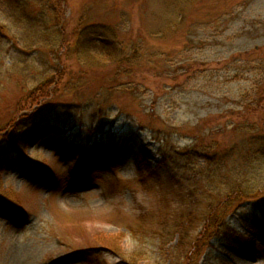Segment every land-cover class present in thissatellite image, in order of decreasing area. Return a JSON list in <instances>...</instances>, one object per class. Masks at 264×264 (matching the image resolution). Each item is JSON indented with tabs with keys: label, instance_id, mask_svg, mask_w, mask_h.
I'll return each instance as SVG.
<instances>
[{
	"label": "rangeland",
	"instance_id": "obj_1",
	"mask_svg": "<svg viewBox=\"0 0 264 264\" xmlns=\"http://www.w3.org/2000/svg\"><path fill=\"white\" fill-rule=\"evenodd\" d=\"M163 139L256 198L198 264H264V0H0V264H169Z\"/></svg>",
	"mask_w": 264,
	"mask_h": 264
},
{
	"label": "trees",
	"instance_id": "obj_2",
	"mask_svg": "<svg viewBox=\"0 0 264 264\" xmlns=\"http://www.w3.org/2000/svg\"><path fill=\"white\" fill-rule=\"evenodd\" d=\"M96 33L97 32H94V34ZM90 41H82L81 45L84 43L85 48H89L91 46ZM114 53L112 51L111 53L107 52V57H110L112 60H114V57L118 56V54ZM36 91H42V84L41 87H39ZM35 102V104H30V106L26 108L27 113L24 116L28 117H24L20 121L19 125L29 124L26 122V120H29L28 122L33 124L31 123V121H34L32 117L37 116L40 111L46 108L45 103L39 105L37 101ZM11 124L12 122H10L8 126H11ZM163 142L164 139L161 141V151H164L161 153V161L159 162L158 166L168 167L170 172H173L174 174L176 171H178V169L183 172H188L190 177L187 178V181L190 182V185L186 186L187 188H181L183 187V184L180 178L175 177L176 175H172L167 180V184L169 185L167 186L168 191L173 192L175 197L179 199L180 207L175 211V214L172 216L173 218L169 221V227H166V225L163 224L161 230H151V235L154 239H157V241L160 242L159 244L161 247L165 246L168 240H172L174 237L181 239L173 247H169L167 249L168 255H170V258L172 259V261H169V264H198L202 258V255H204L208 248L210 250V248L215 247L216 244L223 241V239H226V236L229 235L228 233L230 230H228L229 227L226 224V218L229 216V214L235 212L237 209L245 208V205L249 206L251 202L254 204L253 201L256 198L252 197V195L249 193L240 191V189L236 187L233 189L230 187L224 191L220 190L217 186H211V184L215 182V175L213 179L208 181V185H198L199 179H197V176L201 174L199 170H203L198 161L206 160L208 167L212 164L210 161L211 157L217 161L213 154H207L202 158H198L199 156L196 152V147L191 145L190 147L171 152L169 157L166 158V144L164 146ZM101 154L105 155V153H100V155ZM216 168H218V165L215 166V169ZM155 173L158 172L156 171ZM155 173L153 172V175L151 173L147 177L146 184L152 181V179L156 182L155 177H153ZM161 185L165 184L161 183ZM195 205H202L201 212L196 213L192 210ZM239 216H241L243 220L245 219V222H249L251 218L248 217L247 219V216ZM194 223H198L201 229L197 233L195 232L194 235L191 234L192 236L190 237V233L188 231L190 226L194 225ZM254 229H257V227ZM130 232L132 236L138 240V242H140L138 237L144 236V234L141 235V233H139V230H130ZM138 254V252L135 253L136 256H138ZM122 257L125 259L123 255ZM125 260L129 261L130 263L137 261L135 256L129 258V260ZM202 260L203 259H201V261Z\"/></svg>",
	"mask_w": 264,
	"mask_h": 264
}]
</instances>
